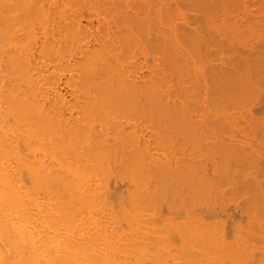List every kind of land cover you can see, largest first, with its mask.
Here are the masks:
<instances>
[{
  "label": "bare ground",
  "instance_id": "1",
  "mask_svg": "<svg viewBox=\"0 0 264 264\" xmlns=\"http://www.w3.org/2000/svg\"><path fill=\"white\" fill-rule=\"evenodd\" d=\"M0 264H264V0H0Z\"/></svg>",
  "mask_w": 264,
  "mask_h": 264
}]
</instances>
